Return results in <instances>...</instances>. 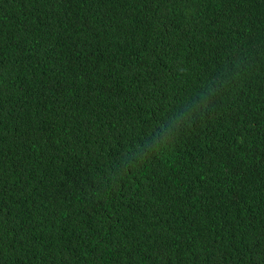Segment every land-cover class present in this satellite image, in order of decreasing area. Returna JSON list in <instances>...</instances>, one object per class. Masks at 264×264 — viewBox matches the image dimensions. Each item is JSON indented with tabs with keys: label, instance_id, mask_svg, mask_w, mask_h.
<instances>
[{
	"label": "trees",
	"instance_id": "obj_1",
	"mask_svg": "<svg viewBox=\"0 0 264 264\" xmlns=\"http://www.w3.org/2000/svg\"><path fill=\"white\" fill-rule=\"evenodd\" d=\"M229 73L211 118L108 182ZM0 264H264V0H0Z\"/></svg>",
	"mask_w": 264,
	"mask_h": 264
},
{
	"label": "clouds",
	"instance_id": "obj_2",
	"mask_svg": "<svg viewBox=\"0 0 264 264\" xmlns=\"http://www.w3.org/2000/svg\"><path fill=\"white\" fill-rule=\"evenodd\" d=\"M236 76L237 73L221 74L215 80L205 82L198 91L181 102L178 110H171V124L161 120L156 125L142 129L141 136L127 145L121 159L110 165L108 182L122 178L125 173L131 174L134 168L146 166L151 158L161 159L165 153H169L179 143L178 137L169 141L172 125L195 126L200 118H211L216 110V98L219 97L221 105L225 103ZM149 153L154 155L149 157Z\"/></svg>",
	"mask_w": 264,
	"mask_h": 264
}]
</instances>
